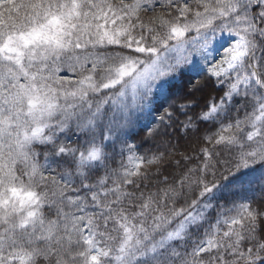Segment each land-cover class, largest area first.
Returning <instances> with one entry per match:
<instances>
[{"label":"snow or ice","instance_id":"1","mask_svg":"<svg viewBox=\"0 0 264 264\" xmlns=\"http://www.w3.org/2000/svg\"><path fill=\"white\" fill-rule=\"evenodd\" d=\"M0 264H264V0H0Z\"/></svg>","mask_w":264,"mask_h":264},{"label":"trees","instance_id":"2","mask_svg":"<svg viewBox=\"0 0 264 264\" xmlns=\"http://www.w3.org/2000/svg\"><path fill=\"white\" fill-rule=\"evenodd\" d=\"M157 11H159V8H157ZM149 15H150V13H149ZM181 79L184 80L185 83H186L187 75H185ZM173 91H175V89H173ZM219 94H220L219 92H215L213 90L212 86L209 85L203 92L197 93L195 95V100L199 102L200 106H203L204 102L209 98L210 95H217L218 96ZM155 103H156V106H159V104L161 103V101L159 99H157L155 101ZM153 115L155 116V113ZM136 139H138V138H136ZM145 147L146 146H142L141 147V151H144Z\"/></svg>","mask_w":264,"mask_h":264}]
</instances>
